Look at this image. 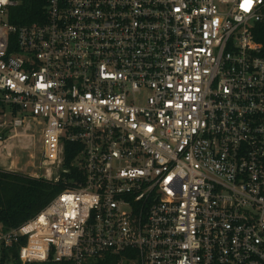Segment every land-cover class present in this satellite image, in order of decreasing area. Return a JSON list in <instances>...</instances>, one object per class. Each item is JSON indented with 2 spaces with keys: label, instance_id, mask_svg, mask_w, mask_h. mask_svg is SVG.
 <instances>
[{
  "label": "built area",
  "instance_id": "1",
  "mask_svg": "<svg viewBox=\"0 0 264 264\" xmlns=\"http://www.w3.org/2000/svg\"><path fill=\"white\" fill-rule=\"evenodd\" d=\"M37 1L19 25L24 0H0V142L33 125L41 178L77 177L0 244L24 240L23 264H264V0Z\"/></svg>",
  "mask_w": 264,
  "mask_h": 264
},
{
  "label": "trees",
  "instance_id": "2",
  "mask_svg": "<svg viewBox=\"0 0 264 264\" xmlns=\"http://www.w3.org/2000/svg\"><path fill=\"white\" fill-rule=\"evenodd\" d=\"M44 1L24 0L15 10L16 18L10 20L13 24H29L41 17ZM15 16V15H14ZM15 112V111H14ZM5 131L2 137L5 139ZM3 139V138H2ZM72 144L65 145L64 165L68 167L74 159ZM77 177V170L72 168L70 174H62L58 181L35 178L21 173L8 172L0 169V230L7 232L17 229L35 217L64 189L63 179ZM24 245V240L17 244L5 247L0 244V264H23L18 257L19 249ZM132 257L129 255H105L94 258L82 264H129ZM30 264H74L71 261L54 262L51 259L43 263Z\"/></svg>",
  "mask_w": 264,
  "mask_h": 264
},
{
  "label": "rangeland",
  "instance_id": "3",
  "mask_svg": "<svg viewBox=\"0 0 264 264\" xmlns=\"http://www.w3.org/2000/svg\"><path fill=\"white\" fill-rule=\"evenodd\" d=\"M25 127L27 125L19 130L17 135L8 140L9 134L6 133V141L0 142V169L8 172L21 173L30 177L51 176L54 169L51 165L43 161L42 148L39 141V128L33 125L28 128ZM5 131L8 132V130H3L1 133ZM2 138L4 139V137ZM8 150L11 154L10 157L5 156ZM59 175V173L54 174L51 179L59 177Z\"/></svg>",
  "mask_w": 264,
  "mask_h": 264
},
{
  "label": "crops",
  "instance_id": "4",
  "mask_svg": "<svg viewBox=\"0 0 264 264\" xmlns=\"http://www.w3.org/2000/svg\"><path fill=\"white\" fill-rule=\"evenodd\" d=\"M8 152L10 153V151H9V150L7 151V153H8ZM2 156H3V157H5V156H7V155H5V156H4V155H2Z\"/></svg>",
  "mask_w": 264,
  "mask_h": 264
},
{
  "label": "bare ground",
  "instance_id": "5",
  "mask_svg": "<svg viewBox=\"0 0 264 264\" xmlns=\"http://www.w3.org/2000/svg\"><path fill=\"white\" fill-rule=\"evenodd\" d=\"M8 146V145H7ZM10 147V146H9ZM9 149V148H8ZM0 156H1V154H0Z\"/></svg>",
  "mask_w": 264,
  "mask_h": 264
},
{
  "label": "snow or ice",
  "instance_id": "6",
  "mask_svg": "<svg viewBox=\"0 0 264 264\" xmlns=\"http://www.w3.org/2000/svg\"><path fill=\"white\" fill-rule=\"evenodd\" d=\"M246 10H247V8H246Z\"/></svg>",
  "mask_w": 264,
  "mask_h": 264
}]
</instances>
